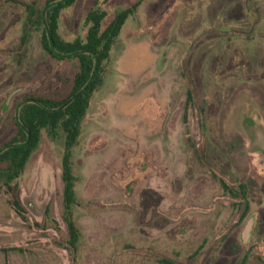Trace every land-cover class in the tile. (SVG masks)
Masks as SVG:
<instances>
[{"label":"rangeland","instance_id":"1","mask_svg":"<svg viewBox=\"0 0 264 264\" xmlns=\"http://www.w3.org/2000/svg\"><path fill=\"white\" fill-rule=\"evenodd\" d=\"M97 1L105 26L140 5L73 152L78 248L63 143L44 133L17 181L22 211L0 189V264H264V0H77L64 40L85 38ZM33 2L44 0H0V147L17 134L18 105L67 98L79 68L51 58L38 32L20 44Z\"/></svg>","mask_w":264,"mask_h":264},{"label":"trees","instance_id":"2","mask_svg":"<svg viewBox=\"0 0 264 264\" xmlns=\"http://www.w3.org/2000/svg\"><path fill=\"white\" fill-rule=\"evenodd\" d=\"M14 0H8V2ZM77 0H44L25 3L26 23L20 44L26 46L33 33L41 35V42L48 55L57 61L76 60L78 72L70 95L61 100L31 96L16 108L17 134L0 147V189L11 194L14 207L22 211L17 194V181L24 173L30 159L38 151L43 134L62 140V181L64 184V219L68 230V246L76 251L80 231L73 219L76 205V183L73 152L79 141L81 127L88 113L94 94L103 86L105 65L110 60L127 20L140 3L118 11L106 26L107 11L97 2L86 17L87 32L84 39L64 40L60 35L61 16L73 7ZM223 190L239 198L234 189L221 181ZM242 201L246 204L245 186L241 185ZM170 264V263H167Z\"/></svg>","mask_w":264,"mask_h":264},{"label":"water","instance_id":"3","mask_svg":"<svg viewBox=\"0 0 264 264\" xmlns=\"http://www.w3.org/2000/svg\"><path fill=\"white\" fill-rule=\"evenodd\" d=\"M18 90H16L13 94H12V97L14 96V94H16V92H17ZM10 99H11V97H10ZM10 101V100H9ZM253 224H254V220H253V218H251L249 221H248V223H247V225H246V227H245V229L243 230V242L246 244L247 242H248V240H249V238H250V236H251V233H252V230H253Z\"/></svg>","mask_w":264,"mask_h":264}]
</instances>
